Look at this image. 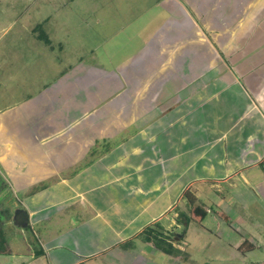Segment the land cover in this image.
Here are the masks:
<instances>
[{"label": "crops", "instance_id": "obj_1", "mask_svg": "<svg viewBox=\"0 0 264 264\" xmlns=\"http://www.w3.org/2000/svg\"><path fill=\"white\" fill-rule=\"evenodd\" d=\"M232 1L234 17L241 8L246 18L234 26L245 33L258 29L263 39L264 0H226ZM223 6L226 10L230 5ZM212 18L203 32L211 28L216 42L231 46L232 23L221 26L219 21L212 27ZM193 25V30L200 28ZM173 39L163 38L162 47L151 50V66L157 70L152 78L154 105L143 106L140 134L111 151L96 147L108 142L105 128L120 103L112 107L107 95L104 105L96 107L88 75L69 76L72 81L55 84L53 92L0 112V173L13 194L23 195L29 231L41 229L39 257L51 258L54 264H91L103 256L113 257L111 264H116L118 251L129 252L133 240L161 221L158 210H173L188 189L203 193L242 174L244 179L253 177L254 168L264 167V86L259 78L239 77L236 69L214 57L210 78H199L184 98L173 93L165 100L160 91L172 78H160V67L170 63ZM258 49L264 51L263 40ZM209 53L219 56L213 46ZM142 81L123 76L117 82L136 100L144 95ZM133 154L135 159L152 154L151 179L142 173L134 177L132 169L140 166L132 164ZM29 252L37 258L38 252Z\"/></svg>", "mask_w": 264, "mask_h": 264}, {"label": "rangeland", "instance_id": "obj_2", "mask_svg": "<svg viewBox=\"0 0 264 264\" xmlns=\"http://www.w3.org/2000/svg\"><path fill=\"white\" fill-rule=\"evenodd\" d=\"M221 3L230 6L225 10ZM233 3L226 0H0V112L53 92L67 79L72 81L69 76L88 75L92 77L88 84L94 86L96 107L104 105L107 95L112 107L120 103L117 114H111L105 128L108 142L96 147L99 152L111 151L140 134V115L145 113L143 106L153 103V79L157 71L152 68L149 56L152 49L157 51L162 47L161 39L171 35L174 38L173 43L169 41L171 60L160 67L159 76L171 74L170 86L160 91L165 100L173 93L184 98L199 78L202 81L210 78L214 57L222 59L227 68L236 69L239 77H257L264 86V51L258 49L264 38L261 39L258 29L245 33L234 26L236 20L239 24L240 19L246 18L241 8L238 17H234ZM220 12L223 15L218 18ZM211 16L212 27L219 21L221 26L224 22H228L226 26L232 23L228 29L234 34L231 46L216 42V33L211 28L206 34L203 32L201 28L206 27ZM192 22L200 30H193ZM212 46L219 56L209 53ZM123 76L143 79V98H131L132 91L117 82ZM130 84L134 86V80ZM77 95L79 100L83 99L82 90L78 89ZM119 106L123 107L121 111ZM99 116L101 111L96 119ZM132 156V164L140 166L132 169L134 177L142 173L151 179L152 154L142 159ZM262 169L254 168L250 172L253 177L249 174L244 179L242 174L229 182L218 183L216 189L193 193L197 205L208 211L202 222L192 219L184 196L173 210H158L162 218L160 228L166 230L162 231L164 236L152 238L151 243L145 242L144 235L133 240L129 252L118 251L121 256L116 264H264ZM22 198L23 195L14 194L11 202L21 206ZM24 230L12 222L7 224L9 237L5 247L8 249L0 254V264H54L51 258L29 254V251L38 252L42 246L39 226L32 231ZM241 237L249 239L254 246L247 242L238 250V245L243 243ZM171 244L174 246L171 253L164 252L163 247L169 248ZM250 247L255 249L247 252ZM136 254L142 258H136ZM112 258L101 256L91 264H111Z\"/></svg>", "mask_w": 264, "mask_h": 264}, {"label": "flooded vegetation", "instance_id": "obj_3", "mask_svg": "<svg viewBox=\"0 0 264 264\" xmlns=\"http://www.w3.org/2000/svg\"><path fill=\"white\" fill-rule=\"evenodd\" d=\"M13 196L14 194L12 192V189L10 188L6 179L0 173V242L4 240L7 241V237H9V234L6 232L7 224L9 222L13 223L14 210H15V207L13 206L14 207L13 208L11 206V205H15L13 201L11 202V200H13L12 199ZM28 226L25 228L27 231H29ZM241 238L243 239L242 241L243 243L238 245L237 247L238 250L241 249V247L247 242L251 243V245L254 246V244H252V242L249 239L245 237H241ZM254 249L255 248L250 247V250H247V252L253 251Z\"/></svg>", "mask_w": 264, "mask_h": 264}, {"label": "trees", "instance_id": "obj_4", "mask_svg": "<svg viewBox=\"0 0 264 264\" xmlns=\"http://www.w3.org/2000/svg\"><path fill=\"white\" fill-rule=\"evenodd\" d=\"M47 42H50L48 38ZM184 198L187 199L188 204L190 206V213H191V217L192 219L196 218L199 221H204L206 219V217L208 216V212L201 206L197 205V199L195 197V195L193 194V192L191 190H187L184 192ZM157 227V229L153 228V227ZM160 224L159 223H155L149 227H147L142 233L141 236L144 235L145 236V242L146 243H151L152 242V238L154 237H159V236H164V232L165 229L160 228ZM163 231V233H162ZM6 245V241H1L0 242V254H4L6 253L7 249L5 247ZM174 248V246L171 244L169 248H165L163 247V251L166 253H171L172 249ZM42 254L41 251L38 252V255Z\"/></svg>", "mask_w": 264, "mask_h": 264}, {"label": "water", "instance_id": "obj_5", "mask_svg": "<svg viewBox=\"0 0 264 264\" xmlns=\"http://www.w3.org/2000/svg\"><path fill=\"white\" fill-rule=\"evenodd\" d=\"M14 217L13 224L21 229L26 228L29 225V213L26 209L22 208L19 204L14 205ZM13 207V208H14Z\"/></svg>", "mask_w": 264, "mask_h": 264}]
</instances>
